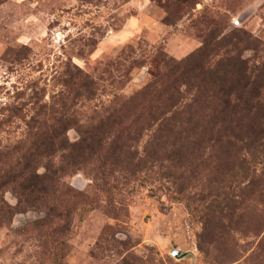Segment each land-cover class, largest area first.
<instances>
[{
	"label": "rangeland",
	"instance_id": "1",
	"mask_svg": "<svg viewBox=\"0 0 264 264\" xmlns=\"http://www.w3.org/2000/svg\"><path fill=\"white\" fill-rule=\"evenodd\" d=\"M235 28L261 48L243 57L262 61L264 0H0V173L26 174L28 160L42 172L68 157L55 147L29 153L31 118L61 112L71 143L77 126L106 131L104 147L82 146L38 207L20 209L12 185L0 186V264H264V182L246 187L226 152L239 145L202 132L197 80L176 84L179 104L166 101L170 67ZM82 73L63 105L65 80ZM189 107L186 138L155 140L163 115ZM119 147L126 154L113 155ZM257 171L264 177V165Z\"/></svg>",
	"mask_w": 264,
	"mask_h": 264
},
{
	"label": "trees",
	"instance_id": "2",
	"mask_svg": "<svg viewBox=\"0 0 264 264\" xmlns=\"http://www.w3.org/2000/svg\"><path fill=\"white\" fill-rule=\"evenodd\" d=\"M256 42H258L257 38L252 37L242 28L232 29L214 42L204 40L194 53L170 67L169 75H173L175 83L169 87L172 91L166 97L167 105L176 106L182 98L180 88L176 84L190 85L195 80L198 81V87L203 88L206 95L203 102V114L199 116V120H204L202 132L216 133L215 140L220 144L239 145L236 152L230 153L231 148L226 150L228 157L233 158L230 169L234 175L243 179L247 178L246 187L250 189L259 185V182H264L262 173L257 171L259 164L264 165V102L261 101V96L264 97V55L262 61L257 63L251 62L248 57L242 55L247 49L255 52L261 49ZM218 49L222 50L220 58L212 60V55H215ZM262 50L264 51V48ZM77 77L81 78V81L78 82L71 78L65 80L67 90L62 92L65 97V99L61 97L64 101L63 105L66 101L72 100L75 94L77 95L78 90L74 86L83 85V80L88 79V75L84 73ZM211 89H213L212 96L215 100L211 99L210 102H206L209 97L207 90ZM197 101V99L193 100L194 103ZM150 111L152 113H148L147 117L149 116L153 121L160 116V114L159 116L154 115L151 109ZM195 113L189 107L186 111L182 110L179 113L175 111L171 116L163 115L155 140L171 146L176 143V140L186 138V133H188L186 126L192 125ZM67 121L68 118L59 111L43 115L41 119L31 118L30 120L32 145L27 150L30 154L37 149L42 152L43 148L44 153H48L46 149L49 147L50 150L56 148V150L69 151L68 157H64L59 165L46 161L43 164L44 170L36 172L34 163L28 160L21 165V170L28 171L26 174L2 168L0 186L6 183L12 185L20 209L38 207L37 205L46 201L47 194H52L63 186L62 175L77 165L78 152L86 143L97 139L98 149L104 147L102 141L106 136L103 134L105 131L103 128L91 130L77 126L79 139L72 143L68 142L65 136L67 123H69ZM152 137L154 139V135ZM35 140L38 143H35ZM91 151L94 152L95 149L92 148ZM123 153L126 154L121 147L116 150V153L112 152L113 155ZM145 155L155 157L153 154L147 155V152ZM142 157L132 159L135 161V166H141L145 162Z\"/></svg>",
	"mask_w": 264,
	"mask_h": 264
},
{
	"label": "water",
	"instance_id": "3",
	"mask_svg": "<svg viewBox=\"0 0 264 264\" xmlns=\"http://www.w3.org/2000/svg\"><path fill=\"white\" fill-rule=\"evenodd\" d=\"M172 254L175 255V256H178V257L184 255V253H181L179 249L172 250Z\"/></svg>",
	"mask_w": 264,
	"mask_h": 264
}]
</instances>
